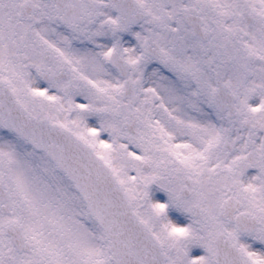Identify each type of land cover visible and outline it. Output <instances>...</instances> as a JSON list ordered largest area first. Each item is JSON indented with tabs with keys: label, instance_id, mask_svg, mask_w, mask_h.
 <instances>
[{
	"label": "snow or ice",
	"instance_id": "6c2138e0",
	"mask_svg": "<svg viewBox=\"0 0 264 264\" xmlns=\"http://www.w3.org/2000/svg\"><path fill=\"white\" fill-rule=\"evenodd\" d=\"M0 264H264V0H0Z\"/></svg>",
	"mask_w": 264,
	"mask_h": 264
}]
</instances>
